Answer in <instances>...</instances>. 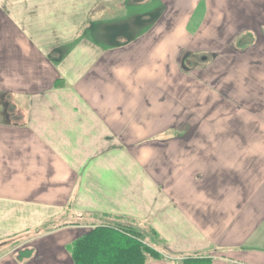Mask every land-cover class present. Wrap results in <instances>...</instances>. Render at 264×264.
Segmentation results:
<instances>
[{"label":"crops","instance_id":"0c3cea01","mask_svg":"<svg viewBox=\"0 0 264 264\" xmlns=\"http://www.w3.org/2000/svg\"><path fill=\"white\" fill-rule=\"evenodd\" d=\"M102 216L145 264H264V0H0V246L31 253L0 264H73Z\"/></svg>","mask_w":264,"mask_h":264},{"label":"trees","instance_id":"16d2710c","mask_svg":"<svg viewBox=\"0 0 264 264\" xmlns=\"http://www.w3.org/2000/svg\"><path fill=\"white\" fill-rule=\"evenodd\" d=\"M67 249L73 264H145L146 253L154 255L151 247H144L130 232L105 225L84 233ZM188 261L189 264L210 263L209 259L190 258Z\"/></svg>","mask_w":264,"mask_h":264},{"label":"rangeland","instance_id":"374dc122","mask_svg":"<svg viewBox=\"0 0 264 264\" xmlns=\"http://www.w3.org/2000/svg\"><path fill=\"white\" fill-rule=\"evenodd\" d=\"M203 16V9L201 11L198 12L197 16H194L192 19V22L190 23V25H188V29L191 32H195L196 29H198V26L200 24L199 18L201 19ZM151 24L153 23H149V24H144V25H134L133 29L136 30L137 32H140L139 34H141L142 30H147ZM215 24V23H213ZM216 26H212V29L214 30ZM221 28V27H220ZM221 30H224L223 28ZM214 33V32H212ZM250 36L251 35L249 32L245 31L241 34V37H237V39H234L232 42H230L226 48H223V51L221 50V53H218L217 51V55H224L227 56L230 53L233 52H240V48L243 49L247 46H249V42L252 40ZM254 37V36H253ZM219 38V37H217ZM115 41V39H114ZM121 44V43H118ZM211 44V43H210ZM215 45V44H212ZM242 52V51H241ZM208 53L202 52L201 53H197L195 56L193 57L195 59V66L193 67L195 71H198L199 69L201 70L203 68V66L199 61V58L203 55H207ZM198 57V58H197ZM178 125H185L183 119L181 120V122L178 123ZM170 135V134H169ZM168 136V135H165ZM102 224H104L105 226H110V227H114V228H120L123 231H127L130 232V234L135 237L136 239H138L143 245L144 247H151L153 249V253L154 255H150L149 253H146L147 256V261L151 260V259H159V258H164L167 255H172L170 253V251H168L165 243L158 237V235L155 233V231L149 227L147 224H136L133 223L131 221L128 220H119V219H115L114 217H106L104 218V216H102V222H101V226H103ZM22 242H19L17 244H11V245H1L0 246V256L1 255H7L10 253V251L15 254L16 252V257L21 259L22 258V262L27 261V259L29 258L28 256V250L23 247L20 246ZM15 249H17V251H15ZM11 254V253H10ZM28 256V257H27ZM21 257V258H20ZM184 263L181 262V264H189L190 262L188 261V259H182ZM146 261V262H147Z\"/></svg>","mask_w":264,"mask_h":264}]
</instances>
